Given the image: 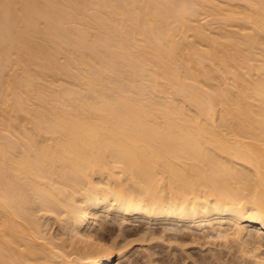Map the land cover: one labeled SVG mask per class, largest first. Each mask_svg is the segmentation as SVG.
I'll list each match as a JSON object with an SVG mask.
<instances>
[{"label":"bare ground","instance_id":"1","mask_svg":"<svg viewBox=\"0 0 264 264\" xmlns=\"http://www.w3.org/2000/svg\"><path fill=\"white\" fill-rule=\"evenodd\" d=\"M139 232L264 264V0H0V264H121Z\"/></svg>","mask_w":264,"mask_h":264},{"label":"rangeland","instance_id":"2","mask_svg":"<svg viewBox=\"0 0 264 264\" xmlns=\"http://www.w3.org/2000/svg\"><path fill=\"white\" fill-rule=\"evenodd\" d=\"M166 224H167V227L169 228V226H172L170 223H147L146 221H141L140 223H139V225H140V227H141V229H144L145 228V230L144 231H146V229H147V231L148 230H151V229H153L154 230V228L157 230V232H158V235L161 237V230L164 232V234H162V235H164V236H167V238H168V236H169V234L171 233L172 234V232H175V231H173V230H175L174 228H176V226H174V228L172 227V228H167L166 227ZM139 225H138V223H136L135 225H133V227H132V229H131V227H129V229L128 230H130V231H133L134 229H137L138 227H139ZM169 225V226H168ZM166 228V229H165ZM255 228V227H254ZM165 229V230H164ZM170 231H168V230ZM173 229V230H172ZM251 229H253V228H251ZM256 229V228H255ZM255 229L253 230V231H255ZM167 230V231H166ZM186 230V229H185ZM188 230V229H187ZM142 232V231H141ZM149 232V231H148ZM151 232V231H150ZM188 232H189V236H187L186 238H187V241H189L188 239L190 238V241L188 242V243H192V244H194V246H191L192 244H187L186 245V247L188 248V247H190L191 248V250L198 256V254H200L199 255V257L201 256V253H199V251H206V252H203L202 251V256L203 255H205V254H207V247H211V248H214L215 247V249H216V247H217V249H218V247L219 248H221V249H223L224 248V252H226L225 250H227L228 251V248L226 247H224V244H225V240L223 239L222 240V238H219V237H214V238H212L213 236H206V235H204V233L202 232L201 233V231L199 232V231H197L196 229H195V231H194V229L191 231V230H188ZM196 232V233H195ZM169 233V234H168ZM194 233V234H193ZM140 232H139V234L138 233H136V234H132V236L130 237V238H133L134 240L132 241V243H129V245L127 246V250H128V252L125 254V256L122 258V260L120 259L119 260V262L121 263H123V264H170L169 263V260H168V258H171V259H173L174 257H175V253L174 252H172V251H170L171 250V248H169L168 247V244H164L166 241H162V239H160V237H157V238H159V239H157V238H154V240L152 239V240H147V241H139V240H137L136 238H138V236L140 237ZM166 234V235H165ZM170 234V235H171ZM193 234V235H192ZM197 235V236H199V239L201 238V241L199 240V241H195L194 243L193 242H191V240H192V236L194 237V235ZM200 234V235H199ZM134 235V236H133ZM195 235V238L197 237ZM202 235V236H201ZM171 237V236H170ZM189 237V238H188ZM204 237H206V238H204ZM208 237H210L212 240H210L211 242V244L208 242L207 243V241H209V239H208ZM129 238V239H130ZM162 238V237H161ZM205 239H206V242H205ZM132 240V239H131ZM197 240V239H196ZM215 241V243H216V245H214L215 243H214V241ZM219 240V241H218ZM159 243H158V242ZM212 241H213V243H212ZM221 241H224V243H223V245H221ZM154 243L155 242V245L153 246V244H151V243ZM197 242H198V244H197ZM200 242H202V243H204V244H206V245H202ZM218 242H219V244H218ZM149 244H151L152 245V247H151V245H149ZM190 245V246H189ZM203 246V247H201V246ZM210 245V246H209ZM212 245V246H211ZM214 245V246H213ZM218 245V246H217ZM220 245V246H219ZM150 246V247H149ZM199 246V247H198ZM165 247H167V248H165ZM168 248H169V250H168ZM196 248V249H195ZM202 249V250H200V249ZM206 248V249H205ZM205 249V250H204ZM215 250L216 251V253H217V251L218 250ZM221 249H219V250H221ZM234 249L235 248H233L232 250L234 251ZM264 249V247H262V250ZM152 250H154V251H157V253L155 252L154 253V251L151 253V251ZM196 250V251H195ZM169 251H170V253H169ZM214 251V252H215ZM235 251H236V249H235ZM264 251V250H263ZM178 252V251H177ZM219 252H221V251H218V253ZM237 252V251H236ZM148 253V254H147ZM154 253V254H153ZM178 253H180V252H178ZM205 253V254H204ZM210 253H212V251L210 250L209 251V248H208V254L207 255H210L211 256V254ZM227 253V252H226ZM147 254V255H146ZM149 254H150V260L151 261H149V263L147 262L148 260H147V258L149 259ZM174 256H173V255ZM213 254V253H212ZM117 255H118V253H117ZM127 255V256H126ZM172 255V256H171ZM153 256V257H152ZM154 257H156L157 259H158V261L154 258ZM164 257H167V258H165L164 259ZM173 257V258H172ZM155 259L156 261H154V260H152V259ZM162 259V260H161ZM168 260V261H167ZM171 261V260H170ZM117 262V261H116ZM162 262V263H161ZM121 263V264H122ZM174 262H172L171 264H173Z\"/></svg>","mask_w":264,"mask_h":264}]
</instances>
